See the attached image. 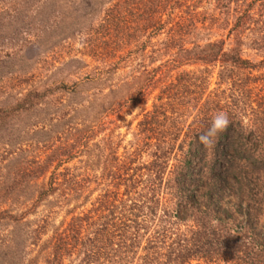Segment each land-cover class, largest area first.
<instances>
[{"label": "trees", "instance_id": "16d2710c", "mask_svg": "<svg viewBox=\"0 0 264 264\" xmlns=\"http://www.w3.org/2000/svg\"><path fill=\"white\" fill-rule=\"evenodd\" d=\"M201 1L116 0L91 29L101 37L111 30L115 36L125 33L128 42L135 39L141 44L140 51L145 49L139 40L145 32H165L166 38L159 43L165 49L176 48L169 62L175 61L176 66L219 63L220 78L231 80L230 92L223 96L225 87L206 93L207 76L200 73L193 77L183 70L176 82L161 87L156 97L159 103L154 102L138 122L142 143L134 152L147 150L150 159L133 165L137 156L129 153L127 161L118 162L113 153L115 169L110 170V176L114 189H105L86 212L73 215L63 227H55L35 253L30 244H37L47 218L25 221L7 208L0 210V228L7 225L5 218L12 221L8 231L0 232V264H40V258L43 264H64L65 256L73 253H79L76 264H191L193 260L197 264H264V113L258 110L254 117H247L246 102L241 99L249 89L248 80L254 79L251 71L264 66V58L254 61L244 57L239 36L226 48L223 38H199L201 29L228 22L231 10L232 31L241 33L262 20L264 25V0H214L220 13L227 12L223 20L213 13L193 11ZM56 2H68L70 10L59 4L51 14L42 12L36 18L37 26L47 35L42 39L37 36L39 41L79 30L82 18L94 12L102 0ZM182 5L187 7V16L174 13ZM13 10L5 11V18L6 24L13 25L8 29L15 40L22 35L20 27L27 15L21 5ZM260 31L250 45L264 50V28ZM107 42L106 53L121 47L115 38ZM20 54L14 49L0 57V92L8 96L6 101L0 100V204L16 203L23 192H36V200H40L57 188L79 195L82 186L74 183L68 171L57 173L58 166L46 183L35 184L55 159L71 151L69 146L51 147L42 159L15 155L1 166L2 155L23 150L15 144L26 120L44 116L38 103L48 88L12 97L3 84L8 75L22 80L19 74L26 70L16 61ZM241 70H247L243 77ZM218 112L227 113L230 123L214 146L206 148L199 136ZM34 131H42V127ZM81 136H76V141ZM12 145L16 149L9 150Z\"/></svg>", "mask_w": 264, "mask_h": 264}, {"label": "rangeland", "instance_id": "374dc122", "mask_svg": "<svg viewBox=\"0 0 264 264\" xmlns=\"http://www.w3.org/2000/svg\"><path fill=\"white\" fill-rule=\"evenodd\" d=\"M115 1L102 0L94 12L82 18L79 30L68 32L64 37L52 35L50 39L39 41L40 38L38 40L37 36L42 39L47 34H42L36 18L42 12L53 13L55 11L53 9L60 6L59 4L69 9L70 4L57 3L56 0H19L18 4H13V0H0V21L4 22L0 25V57L15 49L18 53H22L20 54L22 56L17 57V63L26 70L19 74L22 79L19 82L11 75L4 79L6 91L12 97H20L30 89L43 91L48 88L47 92H44L43 99L41 98L38 103L44 116L26 120L28 123L17 137L15 144L23 150L17 149L13 154L2 155L1 166L8 163V159L15 155L26 158L36 156L42 159L51 152V147L69 146L71 151L55 159L44 177L38 178L35 184L46 183L51 171L58 166L57 173L68 171L72 180H76L74 183L82 186V191L76 196L72 190L63 191L57 188L40 200H36V192L34 194L23 192L16 203L0 204V210L7 208L9 213L21 216L25 221L37 222L40 218H47L45 231L37 244H30L33 253L39 248L38 244L45 243L51 237L55 227H63L73 215L86 212L96 204V197L105 189H114V180L110 176V170L115 169V164L112 165L113 153L117 155L118 162L127 161L128 158L125 156L129 153L132 157L137 156L133 165L150 159L147 150L138 154L134 152L136 146L142 143L141 136L138 135V122L148 110L152 109L154 102L159 103L156 97L161 87L169 82H176L182 71L186 70L190 71L193 77L200 73L207 76L206 93L225 87L227 88L223 96L230 92L231 80L220 78L218 72L222 66L219 63L215 65L183 63L176 66L175 61L169 62L176 48L165 49L162 47L163 44L159 43L166 38L165 32L153 35H149L152 33L148 31L145 32L139 39L145 44L143 51L138 50L141 44L136 43L135 39L128 42L129 38L125 33L115 36L114 31L111 30L108 36L101 37L100 33L96 35L91 28L99 24L105 8ZM198 4L193 11L213 13L221 20L227 15V12L220 13L214 0H202ZM18 5H21L24 15L27 16L24 17V26L20 27L23 30L22 33L20 32L22 35H18L13 40L14 35L10 37V29H8L13 25L6 24L8 20L5 18L7 15L5 11L13 12V6ZM231 6H234L233 2ZM186 10L187 7L182 5L175 8L174 13L187 16ZM233 14L232 10L229 11V21L223 22L220 26L214 24L207 29H201L199 38H223L226 48L233 45L239 36L243 42L241 47L244 57L254 61L264 58V50L250 45L253 37L261 34L260 27L264 28L263 20L262 23H251L239 33L236 29L230 30ZM110 38H115L121 44L120 49L115 50L114 53H106L105 43L107 44ZM191 45L192 43H186L188 47ZM155 47L159 49L153 51ZM204 66H207L208 70L201 72ZM241 71L242 77L247 74V70ZM250 76L254 79L248 80L249 89L241 99L246 102V116L254 117L258 110L264 113V66L253 69ZM6 97H8L6 92H0L1 101H6L4 99ZM247 117L245 120H248ZM41 127L44 132L34 131ZM79 134L82 136L76 141V136ZM1 145L3 142H0V147ZM15 145L9 146V150L16 149ZM62 151L58 150V152ZM2 171H5L3 167ZM122 189L123 186L119 190ZM4 220L7 222V227L1 226L0 232L8 231L12 224L7 218ZM78 257L79 253L66 255L63 263L76 264ZM41 260L40 258V264H43ZM191 264H197V261L193 260Z\"/></svg>", "mask_w": 264, "mask_h": 264}, {"label": "clouds", "instance_id": "9594fccd", "mask_svg": "<svg viewBox=\"0 0 264 264\" xmlns=\"http://www.w3.org/2000/svg\"><path fill=\"white\" fill-rule=\"evenodd\" d=\"M136 110L138 111L139 109L137 108ZM229 123L230 121L227 113L218 112L214 114L212 122L208 129L199 136L200 142L206 148H211L212 146H214L218 135L227 129Z\"/></svg>", "mask_w": 264, "mask_h": 264}]
</instances>
